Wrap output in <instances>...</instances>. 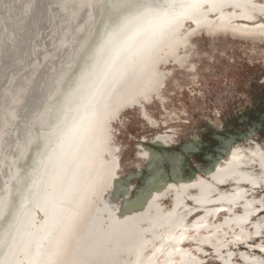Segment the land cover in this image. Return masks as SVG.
Listing matches in <instances>:
<instances>
[{
  "label": "bare ground",
  "instance_id": "6f19581e",
  "mask_svg": "<svg viewBox=\"0 0 264 264\" xmlns=\"http://www.w3.org/2000/svg\"><path fill=\"white\" fill-rule=\"evenodd\" d=\"M200 1L204 0H111L110 8L118 17L108 21L103 30H96L104 0H0V109L13 96V89H21L8 104L7 126L0 135V264H24L23 256L38 252L36 241L44 224L38 212L41 207L50 219L68 189V193L74 190L73 206L84 197L86 186L96 176L94 158L90 163L87 156L83 178L76 187L74 173L68 169L75 162L83 165L85 130L95 113L108 107L96 105L105 83L114 78L120 82L124 77L118 80L116 75L125 60L131 57L132 62L165 24L176 23L175 17L206 14ZM37 62L40 65L34 68ZM88 143L85 151L92 140ZM38 145L32 168L23 176L17 163ZM135 199H125L124 204ZM105 202L107 199H102ZM124 204L116 210L106 206L108 213L98 203L93 206L78 247L81 260L77 264H134L136 252L138 264H194L199 259L183 249L187 234L179 239L170 235L182 231L175 220L166 227L156 224L161 230L155 229L149 236L142 233L148 224L138 225L130 231V238L117 245L122 254L110 242L102 245L111 236L113 215ZM71 218L66 219L65 229ZM243 258L246 264L261 261L246 254Z\"/></svg>",
  "mask_w": 264,
  "mask_h": 264
},
{
  "label": "flooded vegetation",
  "instance_id": "af4514ba",
  "mask_svg": "<svg viewBox=\"0 0 264 264\" xmlns=\"http://www.w3.org/2000/svg\"><path fill=\"white\" fill-rule=\"evenodd\" d=\"M263 3L259 0L200 1L201 10H204L206 14L194 16V19L182 25L181 28L190 26L192 30H196L191 21L200 20L206 24L207 34L213 31H223L231 33L235 40L260 42L264 46ZM179 18L182 16L175 17L174 20L178 21ZM181 28L176 34L170 37L165 36L166 40L167 38L169 40L176 37L181 38L183 35ZM186 34L189 33H184V35ZM163 35L165 33H158L153 36V41H157ZM157 36L159 38H156ZM151 47L141 51V56L137 59L139 62L131 65L130 73L135 68L141 70L143 67L140 68V66H143L154 54L161 53L164 61L178 48L170 53L163 45L162 47L158 45ZM179 49L182 51L185 47L182 46ZM172 61L176 62V60ZM151 68L152 66H146L144 74L150 73ZM128 73L126 74L128 77L132 76ZM126 77L122 80H125ZM149 77H146L144 81L140 80L129 95L122 98L123 102L120 105L116 104V109L111 111L109 118L107 117L105 132L96 143L98 149L94 154L97 167L96 176L92 177L96 185L93 195L94 205L98 203L102 206V199L108 201L111 198H116L110 205L116 210L124 204L125 199L132 200L137 196H143L149 189V182H152V186L157 183L161 189L156 193L157 195L162 194L157 200V204L160 205V202L164 200H169L171 203L172 198L179 199L178 205L172 207L171 204L168 210L160 205L159 209L165 213L184 214L185 222L180 221L178 225L184 231L188 230L189 232L184 234H191V237L184 239L183 249L187 250L186 246L191 245L194 252L189 250L193 255L199 259L212 256L216 259L210 260L218 264H237L236 257L240 258L242 264H246L243 258L244 254L251 258H260L261 261L257 264H264V216L260 217L264 215V111L261 114L253 112V117H256L255 122H251L252 119L246 115H240L236 120L228 116L223 128H213V132L208 136V141L201 145L192 142L177 147L174 143V136L170 135L171 132H165L155 137L149 143L148 148L140 150L141 154L137 158L145 163V169L130 174L121 181L117 175L119 171L117 149L111 142V125L117 122L122 108H126L125 111L138 108L140 109V119L150 128L155 129V126L142 112L141 107L146 103L149 95L161 87L162 78L161 82L155 83L156 77H150V79ZM132 81L130 78L127 85ZM118 83L115 84V87H119ZM127 85L124 84V86ZM259 86L264 87V78L259 81ZM262 101H264V93ZM169 148L175 150L167 151ZM189 155H194L198 160L192 168L185 162ZM187 174L189 178L185 179ZM135 179L140 180L141 187L133 191V196L130 198L129 193L132 192V189L129 183ZM119 199L122 202L117 207L116 202ZM204 214L206 219L197 221V218ZM193 217L194 219L187 224V219ZM186 227L189 229H185ZM204 236L206 240L201 238ZM241 249L256 254H250L241 251ZM207 250L211 251L210 255L206 253ZM199 259L193 261L194 264H203L198 261Z\"/></svg>",
  "mask_w": 264,
  "mask_h": 264
},
{
  "label": "rangeland",
  "instance_id": "374dc122",
  "mask_svg": "<svg viewBox=\"0 0 264 264\" xmlns=\"http://www.w3.org/2000/svg\"><path fill=\"white\" fill-rule=\"evenodd\" d=\"M87 1H89V3L97 2V0ZM110 1L111 0H104L103 2L102 17L96 30H103L107 27L106 24L108 21L114 22L118 17L117 13L111 10ZM259 1L264 2V0ZM185 30L186 32L189 31L190 27L188 26ZM97 34L98 33L93 36L91 46L95 44ZM232 36L231 33L223 31H213L207 34V29L191 33L186 37L187 45L184 50L181 51L177 48L174 54L172 51V55L168 56L161 64L157 63L156 68L153 67V70L151 68V74L148 73L145 75V77L150 76L151 78L159 76V74L162 76L161 87H159L155 93L150 94L146 103L142 104L141 107L142 112L148 117L149 122L155 126V129L150 128L140 119V109L138 108H133L128 111H125L126 108H122L118 115L117 122L111 125V142L117 149L116 157L119 164L117 175L121 181L128 175L135 174L145 169V163L137 158L141 154L140 150L148 148L149 143L152 142L155 137L165 132H171L170 135L174 136V143L177 147L192 142L201 145L208 141V136L213 132V128H223L228 116L236 120L240 115H246L252 119L251 122H255L256 117H253V112L255 111L261 114L262 111H264V101H262L264 87L259 86V81L264 78V46L261 45L260 42L235 40ZM143 47L145 46H142L137 52L139 56H141ZM172 60H176V62ZM39 65L40 63L37 62L33 67L38 68ZM77 67L72 71L73 75L76 74ZM141 67L142 66H140V68ZM128 69H130V67ZM128 69L125 71L124 78L127 77L125 80H122V82L120 81V86V82L118 83L119 87H115L114 85L117 83V80L109 87L113 90H111L112 92L110 91L111 93L108 99L102 103L104 106L108 105L109 107L113 101L117 100V96L128 86V81L130 82L129 78L134 80L137 71L140 72V70L135 68V70L131 73L129 72V74ZM127 73L132 76L128 77V75H126ZM124 84L127 86H124ZM19 91H21V89L17 87L13 89V96H11L10 100L3 103L6 107L4 108V106H2L0 109V135L7 126V115L10 112L8 104L10 101L11 104L13 103L14 94ZM102 104L101 106H103ZM106 113V108L103 109V111H99L97 117L100 115L102 116L98 121H100ZM36 130V132H40L39 129ZM95 133L96 132L93 134L92 142L94 141ZM86 136H88V133ZM86 140L89 142L88 138H86ZM38 148L39 145L36 147L33 146L27 155L28 157L26 156L27 158L25 157L17 163V167L23 176H26L32 168L35 156L34 152H36ZM84 148L83 150H85ZM174 150V148H169L167 151ZM185 162L192 168L193 165L197 164L198 160L195 159L194 155H189ZM79 166L81 168L80 163ZM77 169L78 165L77 162H75L74 165L69 166L68 170H71V175L74 173L75 176V170ZM186 178H189L188 174L185 176V179ZM129 186L132 189V192L129 193V197L131 198L133 196V191L141 187V182L135 179L130 181ZM159 189H161V187H158L157 183L153 186L151 185L143 196L142 200L144 204L148 202L153 203L157 196L156 191ZM178 200V198L177 200L176 198H172L171 203L169 200H164L160 202V205L168 210L171 204L172 207L178 205ZM16 202L17 198L15 196L13 197V205H15ZM121 202L120 199L117 200L116 206L119 207ZM160 205L157 204V201L154 205L155 211L158 213L157 224L164 226L169 223V225H171V223L175 221L185 222L183 217L184 214L177 215L172 212H170L171 214H169V212H160ZM188 205L190 206V204ZM167 214L169 215L167 216ZM262 216L264 215L260 217ZM200 217V220L198 219L197 221L205 220V214ZM193 219L194 217L189 220L187 219V223H190ZM6 221H8V217L4 219L3 226L6 225ZM179 229L183 230L182 228ZM185 229L189 228L186 227ZM188 232L189 231H180L178 233L171 232V234H169L179 239L184 238V233ZM185 237L191 236L187 235ZM186 249L193 250V246L188 245ZM241 251L256 254L249 250L241 249ZM207 254L210 255L211 251L207 250ZM210 259L213 260L216 258L207 256L202 259L203 264H218ZM235 261L237 264L241 263L239 257H236Z\"/></svg>",
  "mask_w": 264,
  "mask_h": 264
},
{
  "label": "water",
  "instance_id": "95a60500",
  "mask_svg": "<svg viewBox=\"0 0 264 264\" xmlns=\"http://www.w3.org/2000/svg\"><path fill=\"white\" fill-rule=\"evenodd\" d=\"M191 17L193 18L194 15L190 14L182 18H179L178 21H176V23L174 24L173 23L171 24L170 22H168L167 24L164 25L165 27H163L161 30L162 34L165 33V35H163L160 38L157 36L156 38H159L157 39V41H153L152 39L153 37H152L150 40H148V42L146 43L147 45L143 49L148 50L153 45L154 47L156 45L162 47L163 45L167 47L168 51H170L171 53L177 47L178 48L182 46L186 47L187 45L186 37L189 36V34L196 33L204 29H208L206 24H204V22H201L200 20H193L191 22L193 23V25H195L196 30H191V27L189 26L190 30L186 32L185 30L186 28L183 27L182 29L181 26L184 25L185 23H188L190 20H192ZM180 28H181V31L183 30V35L184 33H189V34H186L184 36L182 35L181 38L176 37L171 40L167 38L166 40L167 36L170 37L171 35L176 34ZM160 54L161 53L159 54L157 53V54H154L153 57L151 58L149 57L150 59L148 58L149 60H147L145 64H143L142 66L143 68H141L140 72L137 73L134 80L121 92L120 95L117 96V98L119 97L121 98L117 100L116 102L113 101L115 104L111 101L112 102L111 105L109 106L108 109H106L107 113L103 116V118L99 122L98 120L101 118L102 115H100L99 117H97L96 115L93 119H91L90 124L85 130V135H87L88 133L87 138L89 139V142H91V140L93 139L94 132L96 133L94 135V141L92 142V146L90 145L86 149V151L83 150V153L85 152L84 153L85 158L83 160V165L81 166V168L78 165V169L75 170L76 174L74 176V179H72V182L75 181L76 179L75 181L76 185H74V187H76L78 183L81 181V179L83 178L85 166L87 165V162H88V159H87L88 157L90 158L89 160L90 163H92L95 150L97 151L98 149L96 148V143H98L99 138L105 132L104 129L106 127V121L108 120L111 111L116 109V104L120 105L123 102L124 99L122 98L129 95L130 91L135 87V85L142 78L143 79L146 78L144 74L145 73L144 67L152 66V69H153V67L156 68L157 63L159 64L163 61V58L161 57ZM139 57L140 56L138 54L135 57H132L134 59L133 62H131L130 60L131 57H128L125 60L126 65H123V67H121V70H119L120 74L116 75L118 80L124 77V72L127 71L126 69L131 67L133 63L139 62V60H137ZM161 78L162 77L159 74V76H156L154 82L155 83L161 82ZM115 80L116 78H114L113 81L108 80L105 83V86L103 87V91L100 92L101 94L100 98L97 100V102L98 101L99 102L98 103L96 102V105L98 104L97 106H99L101 103H104L105 100L108 99L109 94L112 92L111 90H113L112 88L110 89L109 87L115 83L114 82ZM95 110L96 109H94V111ZM89 129L90 131H88ZM87 142L88 141L86 140L85 146H84L85 148H86V144H90ZM149 183L151 186L152 182H149ZM95 186L96 185L94 183V180L91 179L89 184L86 186V193L84 197L80 199L79 203L76 206H73V204H71L72 198L74 196L73 195L74 190L68 193L69 192V189H68L67 195H65L61 201L60 200L58 201L59 203H57L58 205L56 206V210L54 214L50 217V219H49V214L46 210L44 211V213H42L43 212L42 207H41V210L40 209L38 210L39 214L40 215L42 214L44 218L43 227L41 231L39 232L41 233V236L36 241V243L38 244L37 246L38 252H35L31 256L30 254L25 255V256H23L22 254L24 264H77L79 263L81 259L79 260L77 251L79 250L78 247L85 234L87 218L89 217V214L91 213L92 207L95 203L93 199L94 192L96 191ZM143 196L142 195L137 196L135 197L136 199L133 200L132 202L128 204H124L120 212L111 219V236L109 239L104 240L102 245L108 244L110 242V244L112 243L115 245V248L117 247L116 252L120 254L121 251L119 250L120 248L117 245H120L121 243H123L125 239L130 238L132 234V232L130 233V231L135 230L134 228H137L138 225L148 224L146 230L142 232L146 236H149L151 232L154 231L155 229L161 230V228H158L156 225L158 223V216H157L158 213L157 211H155L154 205H155V202L162 196V194H158L156 198L154 199L153 203L145 202L146 204H144L142 200ZM115 199L116 198H111L107 202L102 204V207L104 208L105 213H108L106 206L111 205V203H113ZM69 215L70 216L72 215V218L70 220L68 227H66L65 229V226L67 224L66 221L69 220L68 219ZM148 250L149 249H147V251ZM138 255H139V252H136V256L134 257V264H138V261H139Z\"/></svg>",
  "mask_w": 264,
  "mask_h": 264
}]
</instances>
